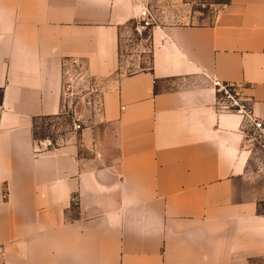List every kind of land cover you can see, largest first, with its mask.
I'll use <instances>...</instances> for the list:
<instances>
[{"label": "crops", "instance_id": "0c3cea01", "mask_svg": "<svg viewBox=\"0 0 264 264\" xmlns=\"http://www.w3.org/2000/svg\"><path fill=\"white\" fill-rule=\"evenodd\" d=\"M154 1L0 0V264H264V151L211 85L264 121V0L154 21L149 66L119 73ZM73 64L94 98L71 108ZM66 106L80 129L35 140Z\"/></svg>", "mask_w": 264, "mask_h": 264}, {"label": "rangeland", "instance_id": "374dc122", "mask_svg": "<svg viewBox=\"0 0 264 264\" xmlns=\"http://www.w3.org/2000/svg\"><path fill=\"white\" fill-rule=\"evenodd\" d=\"M227 0H155L151 4L150 14L152 22L164 19L172 15L170 20L185 24H211L214 21L216 13L220 10L223 3ZM161 17V18H160ZM139 19L128 22L120 29L119 33V73L129 74L146 68L150 63L148 34L150 27L142 30V36L134 31V26L138 24ZM66 72L67 85L69 86V97L66 98V105L71 108L81 101L86 104L94 98V93L88 94L93 84L83 78V70L78 65L73 64ZM67 113L59 116H44L35 119L33 134L35 140L50 139L55 144L65 136L69 130H75L73 119L70 117V107ZM78 123V122H77ZM252 145L264 151L259 140L249 134ZM249 142V143H250ZM264 211V205L261 207Z\"/></svg>", "mask_w": 264, "mask_h": 264}, {"label": "built area", "instance_id": "2783aa9c", "mask_svg": "<svg viewBox=\"0 0 264 264\" xmlns=\"http://www.w3.org/2000/svg\"><path fill=\"white\" fill-rule=\"evenodd\" d=\"M152 16L147 7H143L139 14V22L134 26V31L142 36V30L152 26ZM211 85L215 92V107L221 112H232L242 117L243 123L254 135L261 146L264 148V121L256 119L251 110L250 101L245 100L241 97L238 92L237 86L232 83L222 82L217 79L211 80ZM75 130L80 129V124L77 121H73ZM50 145V140H46Z\"/></svg>", "mask_w": 264, "mask_h": 264}, {"label": "trees", "instance_id": "16d2710c", "mask_svg": "<svg viewBox=\"0 0 264 264\" xmlns=\"http://www.w3.org/2000/svg\"><path fill=\"white\" fill-rule=\"evenodd\" d=\"M142 35H144V34H142ZM33 135H34V134H33ZM262 206H263V205H261V207H262ZM261 207H260V208H261Z\"/></svg>", "mask_w": 264, "mask_h": 264}]
</instances>
